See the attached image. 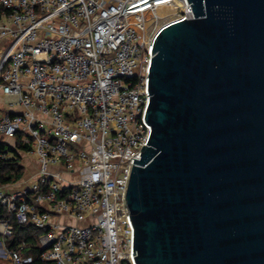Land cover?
I'll return each mask as SVG.
<instances>
[{
  "label": "built area",
  "instance_id": "built-area-1",
  "mask_svg": "<svg viewBox=\"0 0 264 264\" xmlns=\"http://www.w3.org/2000/svg\"><path fill=\"white\" fill-rule=\"evenodd\" d=\"M192 18L188 0H0V141L17 153L0 159L36 162L27 181L0 182V236L14 219L42 232L44 263L136 264L123 194L152 131L151 51ZM0 258L33 262L3 241Z\"/></svg>",
  "mask_w": 264,
  "mask_h": 264
},
{
  "label": "water",
  "instance_id": "water-1",
  "mask_svg": "<svg viewBox=\"0 0 264 264\" xmlns=\"http://www.w3.org/2000/svg\"><path fill=\"white\" fill-rule=\"evenodd\" d=\"M155 36L123 204L136 264H264V0H188ZM135 252V253H134Z\"/></svg>",
  "mask_w": 264,
  "mask_h": 264
},
{
  "label": "trees",
  "instance_id": "trees-1",
  "mask_svg": "<svg viewBox=\"0 0 264 264\" xmlns=\"http://www.w3.org/2000/svg\"><path fill=\"white\" fill-rule=\"evenodd\" d=\"M12 152L17 154L16 151L0 141V154ZM22 167L15 159H0V182L2 184H9L12 181H18L22 177ZM4 215V208L0 206V218L7 217ZM13 234L6 244L9 250H22L23 254H29L33 257L31 264H47L38 258L39 247L38 238L41 231L30 225L20 226L14 219L12 220Z\"/></svg>",
  "mask_w": 264,
  "mask_h": 264
},
{
  "label": "rangeland",
  "instance_id": "rangeland-1",
  "mask_svg": "<svg viewBox=\"0 0 264 264\" xmlns=\"http://www.w3.org/2000/svg\"><path fill=\"white\" fill-rule=\"evenodd\" d=\"M164 22H165V20L158 21L157 26L160 27ZM73 150L77 151L78 147H74ZM27 172H28V170L26 168V170H24L23 173H22L21 179H19L18 181H22V182L27 181V179L30 177V175ZM3 216H8V213H7L6 209H4V215ZM0 241H3V244L6 246V244L9 241V239L0 236ZM4 261H5L4 259L0 258V264L4 263Z\"/></svg>",
  "mask_w": 264,
  "mask_h": 264
},
{
  "label": "crops",
  "instance_id": "crops-1",
  "mask_svg": "<svg viewBox=\"0 0 264 264\" xmlns=\"http://www.w3.org/2000/svg\"><path fill=\"white\" fill-rule=\"evenodd\" d=\"M1 102H2V99H0V103H1ZM9 142H10V141H9ZM19 156H20V155H19ZM18 159H20V161H19L20 163H21V161H24V162H25L24 165L27 164V162H26L27 159H26V158H23L22 156H20ZM32 164L34 165V168H35V166H36V162L33 161ZM24 165H23V166H24ZM20 166H21V165H20ZM34 168H31V169L29 170V172H27V173H28L29 175H30L31 173H33V170H32V169H34ZM22 170H23V171L26 170V167H24V169L22 168Z\"/></svg>",
  "mask_w": 264,
  "mask_h": 264
},
{
  "label": "bare ground",
  "instance_id": "bare-ground-1",
  "mask_svg": "<svg viewBox=\"0 0 264 264\" xmlns=\"http://www.w3.org/2000/svg\"><path fill=\"white\" fill-rule=\"evenodd\" d=\"M164 13H167V11L165 10V12H160L159 14H160L161 16H163Z\"/></svg>",
  "mask_w": 264,
  "mask_h": 264
}]
</instances>
